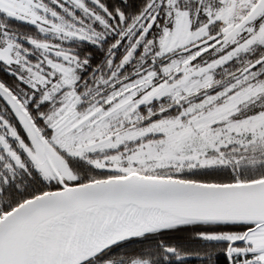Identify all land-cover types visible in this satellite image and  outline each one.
Wrapping results in <instances>:
<instances>
[{"label":"rangeland","instance_id":"1","mask_svg":"<svg viewBox=\"0 0 264 264\" xmlns=\"http://www.w3.org/2000/svg\"><path fill=\"white\" fill-rule=\"evenodd\" d=\"M257 1L171 2L164 16L166 24L171 19L170 24L160 26L159 37L146 43L144 52L153 47L157 57L172 56L216 33L230 32ZM197 2H202L201 6L189 7ZM155 7L147 17L138 21L137 16L127 25L132 30L129 42L135 36L129 60L137 44L145 40ZM86 12L83 0H0V26L9 25L7 18L13 17L34 25L43 38L38 41L43 46L41 50L35 47L34 39L20 38L14 32L12 37L3 28L0 41L13 42L16 70L24 77L32 96H39V103L53 106L44 116L40 115L47 139L44 146L19 116L32 139L29 157L44 178L73 185L80 179L94 177L76 171V161L97 170L96 179L130 173L174 178L173 175L193 170L229 166L237 171L241 166L254 167L259 163V155L264 154V63L257 70L241 74L251 63L239 58L264 46V13L228 44L209 43L173 56L115 88L124 60L109 77L102 76L94 85L85 87L76 84L81 65L78 59L52 52L64 51V40L103 39L93 28L98 15ZM232 62L237 69L227 71ZM155 100H165L156 112L161 117L144 123L148 118L139 108ZM252 108L258 111L253 113ZM222 237L243 240L242 245L230 249L241 255L238 264L248 259L251 261L246 264L264 262V226ZM130 264L147 262L135 260Z\"/></svg>","mask_w":264,"mask_h":264},{"label":"trees","instance_id":"2","mask_svg":"<svg viewBox=\"0 0 264 264\" xmlns=\"http://www.w3.org/2000/svg\"><path fill=\"white\" fill-rule=\"evenodd\" d=\"M153 2L154 0H94L95 6L87 3L89 7L91 6V8L94 9L86 13H94L93 15L96 14L99 17L97 20H94L93 28H96L103 39H99L98 42L78 39L64 40L62 43V49L64 51L52 50V52L56 55H58V53L71 55L78 59L81 65L78 69V80L76 84H83L85 87L94 85L102 76L109 77L118 69L122 60L125 61V64L116 75L118 82L114 85L115 88L117 85L135 78L139 73L142 74L149 69H155L170 60L173 56H176L164 55L157 57L153 47H150L151 49L148 53L144 52L146 43L149 41L155 42L159 37L161 30L160 26L165 24L168 27L167 24L171 22V19H168V21H170L166 24V19L164 18L166 12H164V8L161 10L158 21L151 27H149V21L153 13H150L147 24V34L144 40L145 43L137 44L138 47L133 53V58L130 60L128 52L131 49L130 47L133 44L132 42L135 36L129 42V35L132 33V30L127 26L131 23L132 19L137 16L138 21L147 17V13L149 10L151 11ZM201 4L202 2H197L196 5L191 4L189 7L201 6ZM199 10L202 11V8ZM76 15L80 17L82 14L77 12ZM87 16L89 17L90 15ZM190 16H192L191 13ZM260 16L252 23L256 22ZM91 18H93V16ZM7 19L8 22L6 23H9V25L0 26V40L3 38V33L5 31L3 30L2 32V29L5 28L9 30V34H12V37L14 32L15 36L20 38L34 39L37 44L35 47L44 50L43 46L38 44V41L43 39L42 35L34 25L24 23L18 19H13V17ZM123 29L126 30V35H124ZM140 34L141 32L139 35ZM224 34L225 32L220 33L219 38L224 36ZM230 41L221 42L220 44H228ZM8 42L13 46V42ZM4 43L5 42L0 41V46ZM10 44L8 45L11 47ZM23 44L26 45L25 42ZM51 44L58 43L51 42ZM46 49L49 48L47 47ZM47 53H50V51H47ZM263 53L264 46L256 47L252 52L241 56L239 60L246 59L252 64L260 58ZM232 63H234L233 66L227 69V71H235L237 69V64L235 62ZM238 64L240 66V62H238ZM262 64L253 70H257ZM1 67H8L13 70V96L16 97L23 109L29 114L43 139L47 140L46 134L42 129L45 125L40 115L44 116L47 111L49 112L53 109V106L48 104L49 102L39 103L40 97L32 96L24 77L16 70L18 68V63L13 57V48L11 50V60L7 62L1 60L0 68ZM227 67H229V64H227ZM247 67L242 69L241 74L248 72ZM224 73L225 72H221V74ZM4 77H6V75H0V78ZM0 84L5 87L3 83ZM211 91L214 90L211 89ZM0 100L9 104L8 99L2 92H0ZM163 101L155 100L151 104L143 105L139 108L142 114L148 118L144 123H150L158 117H161L157 115L156 112L162 107ZM257 109L258 108H252L251 111L256 113L258 111ZM151 112L152 116H149ZM13 115L17 120L19 128H21L26 138L29 140L25 132L26 129L14 106ZM258 162L259 163L254 167L241 166L237 171H234L235 169L229 166H223L183 172L182 174L173 175L172 177L188 181L218 184L250 182L264 178V154L259 155ZM74 163V169L79 173L84 172L94 176L93 178L80 179L74 184L84 183L90 180L93 181L94 179L97 180L96 178L98 177L95 175H97L98 172L93 167L82 161H76ZM59 187L60 185L56 181L45 180L37 170L30 169L27 173L20 167L14 166L13 208L27 198L48 190L58 189ZM252 227V225L244 224L216 223H185L173 225L123 240L106 248L81 264H130L135 260H143L146 261L147 264H238L241 261V255L231 252L229 254L228 250L229 247L232 249L235 246L242 245L243 241H239L240 239L228 240L222 236L226 234L241 235ZM248 260H245L243 263Z\"/></svg>","mask_w":264,"mask_h":264},{"label":"water","instance_id":"3","mask_svg":"<svg viewBox=\"0 0 264 264\" xmlns=\"http://www.w3.org/2000/svg\"><path fill=\"white\" fill-rule=\"evenodd\" d=\"M263 12L264 0H258L232 31L220 38L219 35H212L174 55L191 52L209 43L215 46L228 42ZM158 13L156 11L152 16L149 27L154 25ZM262 63L264 55L250 64L247 71ZM0 90L13 101L26 128L31 129L44 146L43 137L16 97L1 85ZM133 209L143 213H156L162 220L160 222L167 223L155 222L149 226L139 223L141 230L113 240L77 264L123 240L173 225L244 224L252 225L251 229L264 226V178L243 183L218 184L130 173L74 185L62 183L58 189L21 202L0 218V264H44L45 255L60 231L68 230L83 218ZM230 249L231 247L229 254Z\"/></svg>","mask_w":264,"mask_h":264},{"label":"bare ground","instance_id":"4","mask_svg":"<svg viewBox=\"0 0 264 264\" xmlns=\"http://www.w3.org/2000/svg\"><path fill=\"white\" fill-rule=\"evenodd\" d=\"M157 216L133 209L83 218L68 230L60 231L45 255L44 264H77L113 240L141 230L139 223L149 226L162 221Z\"/></svg>","mask_w":264,"mask_h":264},{"label":"flooded vegetation","instance_id":"5","mask_svg":"<svg viewBox=\"0 0 264 264\" xmlns=\"http://www.w3.org/2000/svg\"><path fill=\"white\" fill-rule=\"evenodd\" d=\"M83 2L86 6L87 12H91L94 9L91 8V6L87 7L89 6L87 3L94 5V0H83ZM171 2H174V5H177V0H154L151 5V9H153V7L156 5L153 15L156 11H159L157 20L160 16L162 8H164V12H167V7ZM79 8L81 9V7ZM77 12L81 13L80 10H77ZM157 20L155 22H157ZM214 35H219V33ZM8 44L10 43L7 41L2 44V46H0V61L4 60L7 62L11 60V50L13 46L10 44V47ZM4 64L6 65L7 63ZM0 75H6V77L0 78V83H3L5 86L4 88L13 96V70L8 67H1ZM0 92L2 91L0 90ZM6 98L8 99L9 104L0 100V218L13 209V167H20L27 173L30 171V169L37 170L28 153V149L32 146L31 136L24 127L26 129L25 132L29 137L28 140L21 128H19L17 120L13 115V101L7 96ZM44 179L47 181L49 180L46 178ZM57 183L60 185L59 182Z\"/></svg>","mask_w":264,"mask_h":264},{"label":"built area","instance_id":"6","mask_svg":"<svg viewBox=\"0 0 264 264\" xmlns=\"http://www.w3.org/2000/svg\"><path fill=\"white\" fill-rule=\"evenodd\" d=\"M262 264H264V262Z\"/></svg>","mask_w":264,"mask_h":264}]
</instances>
